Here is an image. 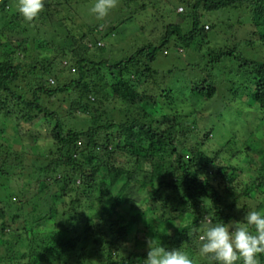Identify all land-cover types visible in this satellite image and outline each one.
I'll list each match as a JSON object with an SVG mask.
<instances>
[{
  "label": "trees",
  "instance_id": "1",
  "mask_svg": "<svg viewBox=\"0 0 264 264\" xmlns=\"http://www.w3.org/2000/svg\"><path fill=\"white\" fill-rule=\"evenodd\" d=\"M56 2L79 15L89 14L93 0ZM175 2L176 8H184L175 17L188 22L187 29L169 24L158 43H147L114 62L89 57L104 51L89 40L98 25L81 39L69 38L71 31L64 26L70 40L64 47L40 31L49 20L50 6L44 5L38 17L26 22L17 12V0H0V116L18 114L23 121L43 123L55 146L50 153L62 152L46 166H32L16 188L15 181L23 176V154L0 151V245L5 249L0 264H144L149 245L168 251L180 248L193 264H212L198 253L206 222H243L247 211H264V155L254 181L237 190L234 185L242 171L222 156L224 145L235 141L208 154L204 147L214 125L210 121L208 128L201 127V117L188 116L213 100L221 86L230 102L247 98L262 127L264 0ZM155 3L118 0L120 11L130 14L128 21ZM228 10L243 11L237 25L250 28H244L245 39L212 46L203 19ZM127 20L111 31L125 29ZM5 38L21 40L13 50L10 42L2 41ZM241 46L248 50L242 52ZM169 49L176 51L178 62V49L192 52L204 74L193 79L192 69L199 66L195 61L190 70L174 66L167 71L169 83H162L152 65ZM68 56L73 63L61 68L71 65L75 77L62 81L52 68ZM63 103L62 110L58 104ZM119 103L124 104L119 121L107 119V106ZM175 105L186 106L189 114L169 109ZM80 119L88 123L86 129L71 125L81 126ZM141 194L149 205L138 212L131 197ZM130 215L134 218L127 220ZM40 224L51 228L36 232ZM259 260L264 264V255Z\"/></svg>",
  "mask_w": 264,
  "mask_h": 264
},
{
  "label": "rangeland",
  "instance_id": "2",
  "mask_svg": "<svg viewBox=\"0 0 264 264\" xmlns=\"http://www.w3.org/2000/svg\"><path fill=\"white\" fill-rule=\"evenodd\" d=\"M56 1L57 0H44V5H48L52 9L50 10L51 14L49 15L48 22L46 21L45 26L40 30L44 35V38L57 45L69 47L70 36L73 35L81 39V36L84 35V33H88L87 30L90 27L94 29V26L98 25V27L94 29L95 31H93V34L89 37L90 43H100L101 47L104 49L102 54H89V57L96 60L110 59L114 62L124 60L134 50L145 44L158 43L167 25L177 23L185 28L190 25L188 22H182V19L175 17V14L182 13L184 10L182 6H177L176 8L175 0H154V2H156L154 5L148 6L143 12L139 11V13H133V16L130 17L129 21L127 18L130 14L127 12L122 13L119 5H117V7L103 20H96L90 12L89 14L82 12L78 15L72 12L73 8L62 2L57 3ZM169 3L175 6H171ZM169 9L173 10V14L172 11L170 14ZM244 15L243 11L228 10L222 14L211 13L206 16L203 19L202 26L205 31L210 33L209 35L212 41L209 44L212 46H230L233 42L238 41L239 37L240 39H245L247 30L244 28L247 29L250 27H248V25H245L243 28L238 27L239 25H237L236 22L237 18L244 17ZM126 20L128 22L127 24H124L126 25L125 29L119 28L118 33L111 31L119 27L118 25H122ZM100 23H102V25H100ZM64 26L71 31V34H68L69 38L67 37ZM133 27L138 29L134 32L135 29ZM211 27H213L212 29L214 30H212ZM233 35H235V38ZM5 40L10 42L11 48L15 50L21 39H2L4 42ZM228 41H231V44H229ZM240 50L246 52L248 49L241 46ZM177 52L180 54L182 61L178 62V54L176 51L174 49H169L168 55L166 56L161 51L152 65V69L159 72V78L161 81H164L162 83H169L168 81L171 80V76L169 77L167 71L174 66L190 70L193 63L195 61L196 63L198 62L194 57L195 55L190 51H186L185 53L183 50L180 52L178 49ZM34 53L35 52H32V55ZM248 56L251 58L252 54L250 53ZM255 57L257 56L255 55L253 58ZM22 62L30 63L29 60L25 61L23 58ZM70 62L73 63L69 56L64 57V60L62 59L60 64H55V67L52 68L54 69L53 74L57 75L62 81L75 77V74L69 70L71 65H69V67L67 65L68 69L66 67V70L61 68L62 64L66 65ZM31 63L33 62L31 61ZM197 64L199 66L192 69L194 72V75H192L193 79L198 77V74H204V71L202 70L203 65L199 63ZM70 69L73 70V68ZM179 75L182 76L181 74ZM233 80L237 81L238 84H242V80L239 81V79L234 77ZM164 87H166L165 84ZM225 92V89L218 86V95L213 100L208 101L207 103L205 102L203 107L202 104L199 105L198 109L196 108V113L191 116L188 115L189 113L184 105H175L169 109L180 111L183 115H188L191 120H194L195 117H201L199 122L201 127L208 128L212 122L211 125H214V131L208 137L209 142L204 147L208 154L218 152L220 147L226 144L228 140L232 139L235 141L234 145H224L225 149H223L224 152L222 156L223 161L226 164L242 171L234 185V188L239 190L244 184L254 181L257 177L258 167L260 166L262 156L264 155V123L261 127L259 118H254L253 111L255 110L249 108V100L247 98L244 100L237 99L234 102H230V96H227V93ZM58 105L62 110L66 109L65 103ZM123 106L124 104L122 103L116 104V106L112 105V107L107 106V110L109 109L108 111L110 114L107 119L111 120L113 118L114 121H119L120 116L118 115L120 110L124 108ZM224 106L226 108H224ZM159 108L160 106L158 105L157 110H159ZM221 108H224L223 111L218 112ZM155 110L150 111V113H154ZM60 112L62 111L60 110ZM189 112H191L190 109ZM156 114H158V112ZM17 115L18 114L11 117L0 116V151L5 152L6 150H12L16 153L20 152L23 154L21 160V164L24 166H22L23 176L15 181V187L17 188L18 186L20 188L22 181L28 177L32 166L35 165L38 166V168L39 166H46L50 161L60 157L62 152L58 151V149H54V151L50 153V150L55 146L49 137L50 130H48L46 125L43 123L41 124L40 122L30 123L27 120L23 121L19 119L20 115ZM211 117L213 120H211ZM77 121L82 123V125L80 126L78 123L75 124V122H72L73 124L71 125H76L77 129H80V127L86 129L88 127V123L85 120L80 119ZM257 127H259L258 131H256ZM248 129L249 132H247ZM192 141H194L193 137ZM247 142L250 143L251 148H248L249 143L247 144ZM232 154L234 155L233 157ZM131 199L138 206V212L145 211L149 205L145 194L133 196ZM256 200L257 202H260L259 199ZM139 203H141V205ZM255 206L256 203L254 202L250 204V207L252 208ZM131 217L134 218L133 215L127 216V220L131 219ZM178 226L180 225L178 224ZM49 228H51L49 225L40 224L37 226L36 232L43 233ZM133 228L134 231H136L135 224H133ZM9 240L12 239L9 238ZM26 249L25 246V250ZM4 255L5 249L0 245V257H3ZM201 259L203 258L201 257ZM203 261H205V259Z\"/></svg>",
  "mask_w": 264,
  "mask_h": 264
},
{
  "label": "clouds",
  "instance_id": "3",
  "mask_svg": "<svg viewBox=\"0 0 264 264\" xmlns=\"http://www.w3.org/2000/svg\"><path fill=\"white\" fill-rule=\"evenodd\" d=\"M118 5V0H93L90 13L96 20L106 18ZM17 12L26 21L38 17L44 0H17ZM199 227L193 232H198ZM198 253L212 264H260L264 255V211L249 210L243 222L213 223L207 221L199 235ZM144 264H193L184 251L166 250L161 245L150 246Z\"/></svg>",
  "mask_w": 264,
  "mask_h": 264
}]
</instances>
